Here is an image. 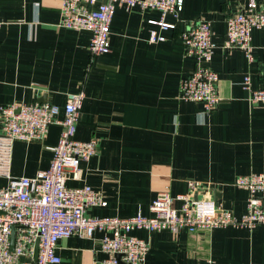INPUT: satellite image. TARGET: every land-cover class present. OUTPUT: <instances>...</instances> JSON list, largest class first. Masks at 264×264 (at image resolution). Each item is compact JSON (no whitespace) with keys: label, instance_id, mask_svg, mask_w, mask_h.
<instances>
[{"label":"crops","instance_id":"crops-1","mask_svg":"<svg viewBox=\"0 0 264 264\" xmlns=\"http://www.w3.org/2000/svg\"><path fill=\"white\" fill-rule=\"evenodd\" d=\"M249 0H184L176 26L162 30L158 9L117 5L111 25V51L94 56L92 33L60 26L62 0H0V106L12 102H51L62 106L71 92L84 90L77 138H98V150L81 163L80 179L107 204L93 206L97 217L151 215L159 191L218 198L241 215L249 192L240 175L264 173V105L249 102L245 76L264 86V27L253 31V60L240 48L226 49V18ZM264 5V0H256ZM211 19L216 44L211 68L219 73L222 100L212 111L179 97L180 82L196 66L185 54L181 32L193 21ZM151 29L166 39L150 41ZM1 122V120H0ZM1 125V124H0ZM62 125L52 124L40 140H17L11 174L34 176L48 168ZM193 182L194 186H191ZM8 179L0 176V187ZM136 234L148 239L145 264H264V224L215 227L189 232L169 229ZM103 232L59 241V264H102Z\"/></svg>","mask_w":264,"mask_h":264},{"label":"built area","instance_id":"built-area-1","mask_svg":"<svg viewBox=\"0 0 264 264\" xmlns=\"http://www.w3.org/2000/svg\"><path fill=\"white\" fill-rule=\"evenodd\" d=\"M119 4L127 10L135 7L160 10L161 19L151 22L162 30L174 28L176 25L167 22L165 17L168 14L178 17L184 8V0H62L59 25L91 32L89 49L94 56L109 53L111 25ZM226 23L224 47L240 48L253 60V31L264 27V5L249 0L238 12L229 15ZM3 25L0 19V28ZM180 37L185 54L196 59V66L183 76L179 97L199 102L207 111H212L222 100L218 91L219 73L209 65L216 48L212 20L191 22ZM165 39L157 29H151V42ZM243 87L249 92L251 104L264 105V86L254 88L247 75ZM85 97V91L79 90L69 93L62 106L17 101L0 106V176L8 179L0 187V264H59L61 239L74 235L93 238L97 231L103 232L100 248L107 254L102 264H145L150 242L137 235V230L169 229L179 233L186 229L194 233L215 227L264 224V173L240 175L236 179V184L249 192L247 210L239 216L214 198L188 193L174 195L168 189L158 192L150 205L151 215L141 212L131 217L89 215L90 207L107 204L103 194L90 184H67L70 179L81 178V163L98 150L97 137L81 140L76 135ZM52 124L62 125V131L58 144L52 147L54 155L48 168L34 176H12L14 143L43 139ZM202 264H215V261L208 257Z\"/></svg>","mask_w":264,"mask_h":264},{"label":"water","instance_id":"water-1","mask_svg":"<svg viewBox=\"0 0 264 264\" xmlns=\"http://www.w3.org/2000/svg\"><path fill=\"white\" fill-rule=\"evenodd\" d=\"M216 202L219 203L218 198H216ZM14 244H15V233H13V235H12V248H14ZM38 251H39V240L36 243L35 254H34L35 260L38 257ZM22 259L24 260L25 258L23 257Z\"/></svg>","mask_w":264,"mask_h":264}]
</instances>
